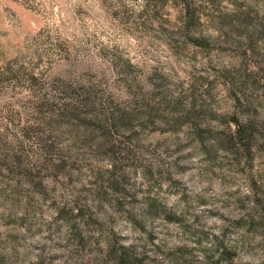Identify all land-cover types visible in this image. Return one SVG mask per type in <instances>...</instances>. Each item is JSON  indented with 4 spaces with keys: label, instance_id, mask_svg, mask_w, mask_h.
<instances>
[{
    "label": "rangeland",
    "instance_id": "rangeland-1",
    "mask_svg": "<svg viewBox=\"0 0 264 264\" xmlns=\"http://www.w3.org/2000/svg\"><path fill=\"white\" fill-rule=\"evenodd\" d=\"M81 211L264 264V0H0V264L92 257Z\"/></svg>",
    "mask_w": 264,
    "mask_h": 264
},
{
    "label": "trees",
    "instance_id": "trees-1",
    "mask_svg": "<svg viewBox=\"0 0 264 264\" xmlns=\"http://www.w3.org/2000/svg\"><path fill=\"white\" fill-rule=\"evenodd\" d=\"M73 111V110H71ZM153 204L149 205V209ZM69 231L76 245L91 248L92 257L79 259L74 264H153L148 259L145 243L122 239L114 228L91 222V216L79 213L77 220L67 219ZM99 236H96V234ZM229 250H225L227 254Z\"/></svg>",
    "mask_w": 264,
    "mask_h": 264
}]
</instances>
